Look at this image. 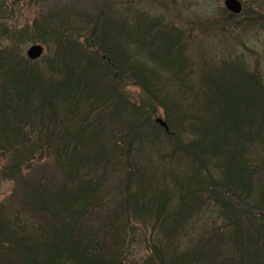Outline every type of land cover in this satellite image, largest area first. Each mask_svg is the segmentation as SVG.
<instances>
[{"label": "trees", "instance_id": "trees-1", "mask_svg": "<svg viewBox=\"0 0 264 264\" xmlns=\"http://www.w3.org/2000/svg\"><path fill=\"white\" fill-rule=\"evenodd\" d=\"M226 15L236 18L228 12ZM160 24L155 18L149 26H142V31L152 36ZM24 31L17 33L22 41ZM4 33H10V29ZM91 35L95 37V30ZM162 35L168 43L160 58L142 50L150 38L123 56L130 70L126 77L136 86L137 81H143L142 87L153 98L162 96L168 132L160 130L173 145L168 150L169 158L175 163L188 158L197 165L195 173L207 180L212 192L195 191V183L192 189L186 185L192 192H145L139 178L137 182L132 161L134 135L145 126L149 113L143 119L142 111L124 98L109 115L106 104L98 99L102 84L107 88L111 86L109 79L118 81L117 72L111 74V69H121L125 59H118L119 64L90 44V48L96 47L94 54L102 56L96 63L87 61L82 67L75 66L69 56L66 64L60 61L62 67L50 63L40 70L15 53L16 45L12 44L10 54L5 53L4 60L0 58V96L4 101L0 109V159L4 161L0 179L11 181L21 192L11 193L8 207L0 205V264H200L206 245L203 247V239L182 255L171 251L168 243L179 227L188 221L200 222L199 216L206 213L215 223L219 215L226 219L230 216V233L226 236L231 244L238 239L247 260L252 256V245L254 250L264 247L257 244L264 241V225L258 223L264 221L263 201L260 197L255 200L262 202L253 210L258 220L247 230L243 221L244 217H252L251 207L243 206L238 199L236 205L234 193L220 188L222 185L208 170L210 163L219 171L234 170L232 175L241 190L248 186L243 179L252 174L254 190L264 192L257 184L264 179V80L237 62L225 64L224 70L207 81L209 89L203 99L196 94L201 92L200 86L193 85L191 110L187 98L180 102L174 94L164 91L162 73L170 75L165 81L172 83L171 88L176 86L177 94L182 84L185 90L189 85L188 74L183 73L188 59L173 39L179 37L178 30L169 28ZM15 36L10 33L11 40ZM98 62L103 64V70ZM183 75L185 78L180 80ZM118 94L123 93L115 95ZM117 112H124L131 122L130 133L110 131V119H106L110 116L118 120L120 117L114 116ZM207 113L210 117L205 121L202 117ZM179 124L184 128L176 132L174 127ZM244 127L252 131L246 133ZM243 142L252 144V161ZM41 160L47 164L34 168V161ZM179 189L183 190V186ZM221 200L230 205L228 211L219 213ZM244 209L248 210L243 212ZM149 225L148 234L154 239L151 250L149 243L146 247L150 256L141 263H128L126 255L136 244V231L142 235ZM261 248L255 250V257L262 258V263L256 260L252 264H264ZM242 256L239 262L244 264Z\"/></svg>", "mask_w": 264, "mask_h": 264}, {"label": "rangeland", "instance_id": "rangeland-1", "mask_svg": "<svg viewBox=\"0 0 264 264\" xmlns=\"http://www.w3.org/2000/svg\"><path fill=\"white\" fill-rule=\"evenodd\" d=\"M238 1L242 3L243 11L239 16L229 13L236 17L234 19L226 15L228 11L224 8V0H3V6L0 7V58L4 60V54H10L9 48H12L11 46L14 44L16 45L15 53L40 70L51 66L50 63H56L55 67H62L59 65L60 61L66 64V58L69 56L75 61V66L82 67L85 62L91 61L94 64L97 59L102 57L94 54L96 47H89L90 44H95L100 50H103H101L102 52L120 64L118 59L140 48L143 41H147L149 38L151 41L144 43L142 50L153 52L159 57L166 48L165 44L168 43V39L163 37L162 32L169 28L170 31L176 29L179 37L173 39L179 44L181 52L188 59L187 69L183 73L184 75L188 74L186 80L189 86L185 90V86L182 84L183 89L181 88L180 91L185 95H180V92L177 94L176 86L171 88L172 83L167 84L165 79H169V74L162 73L160 76L164 81V91L171 95L174 94L180 102L187 98V105L192 110L193 85L200 86L201 92H196V94H200L203 99L209 89L207 81L214 79L218 72L224 70L225 64L237 62L242 69L249 73H258L261 80H264V0ZM244 15L248 18L251 17V20L245 19ZM155 18H158L161 24L150 36L142 31V26H149V23ZM6 29H10V33L16 34L13 40L10 38V33H4ZM21 30H25L26 34L23 41L17 36ZM93 30H95V37L91 35ZM16 39L17 44L15 43ZM66 42L70 43L69 47ZM73 42H77V44ZM34 44L43 47V54L39 59L30 61L26 52ZM80 47L85 51H80ZM141 58L143 57L141 56ZM125 63L121 69L118 68V71L111 69V74H114V71L117 72L118 81L114 82L109 79L111 86L107 88V84H102L101 96L98 99H102L101 101L106 104L105 111L109 115L124 98L134 109L142 111L143 119L149 113V116L144 119L145 126L141 127L139 134L134 135L136 137L134 140L135 152L132 161H134L135 174L138 175L137 182L139 178L140 186L145 192H192L190 189L193 188L194 183L197 184L195 191L212 192L207 180L195 173L196 169L198 171L197 165L195 167L191 164L190 160H187L188 158L182 163H175V160L169 158L168 150L173 145L162 132V130L168 132L166 124L168 115L164 109L163 98L162 96L158 98L150 96L142 87L143 81H137L136 86V82L132 80L133 83L129 80L126 77L130 72L127 59H125ZM97 66L103 70L101 62H98ZM158 70L160 71V69ZM119 73L122 75L120 76ZM184 75L180 77V80L185 78ZM60 79L58 76L57 80ZM1 85L2 82H0ZM118 92L123 94L115 95ZM3 102L0 96V109ZM119 113L114 115L120 117L118 120L115 117L110 118V116L106 120L110 119L107 123L110 131L124 135L129 132L131 122H128L124 112ZM200 115H203V112ZM209 117L207 113L202 118L208 121ZM156 120H160L165 126L157 124ZM217 126L218 124H216ZM174 128L176 132H180L184 127L179 124ZM244 128L246 133L252 131L247 127ZM250 134L252 132L248 133V135ZM243 146L248 149L252 161V144L243 142ZM3 164V159H0V169ZM43 164H47L45 160L34 161L33 166L36 168ZM215 166L210 163L208 170L222 185L220 188L225 192L234 193L236 205L238 199L243 206L251 207L252 217L247 216L248 220L244 217L243 221L248 230L249 224H255L258 220L257 214L253 210L257 209L258 203L262 202L255 200L260 197L264 204V192L254 190L252 174L243 179V181L247 180L248 186L241 190L236 178L232 175L234 170L227 173L223 169L219 171ZM254 177L257 180L258 176ZM188 184L190 186L187 187L190 189H186ZM257 184L264 190V179H260ZM168 185L169 188L166 190L165 186ZM181 186H183V190L179 189ZM113 190H117V188ZM12 192L21 191L15 190V185L11 181L0 179V205L9 206L8 202H10ZM220 203L218 205L219 213L222 210H229L230 204L223 200ZM247 210L244 209L243 212ZM236 213L239 214V210H236ZM199 219L200 222L193 220L191 223L188 221L182 225L184 227H179L177 232L173 233L168 243L171 251L182 255L186 251H191L197 241L203 239V247L206 245L199 259L200 264H241L239 262L240 255H243L242 263L244 264H252V261L256 262V260L262 263V258L255 257L258 256L255 250L261 247L254 250L252 245V256H248L247 260L245 249L237 244L238 239L234 244H231L226 236L230 233L228 230L230 216L226 219L219 215L216 218V223L207 213L202 217L199 216ZM135 220L139 223L137 218ZM258 223L264 225V221ZM147 228L142 231V235L139 230L136 231V244L126 255L128 263H141L146 256H150L147 249L148 243L151 250V242L154 239L151 240V236L148 234L150 225ZM220 228L224 231L228 230L227 233H223ZM243 236L245 237V232H243ZM257 244L263 246L264 241H257ZM263 249L264 247L261 248V250Z\"/></svg>", "mask_w": 264, "mask_h": 264}, {"label": "water", "instance_id": "water-1", "mask_svg": "<svg viewBox=\"0 0 264 264\" xmlns=\"http://www.w3.org/2000/svg\"><path fill=\"white\" fill-rule=\"evenodd\" d=\"M223 5L225 9L233 15H239L242 11V4L238 0H224ZM42 54L43 49L40 45H32L26 52L27 58L31 61L39 59ZM156 123L165 126L160 120H156Z\"/></svg>", "mask_w": 264, "mask_h": 264}]
</instances>
